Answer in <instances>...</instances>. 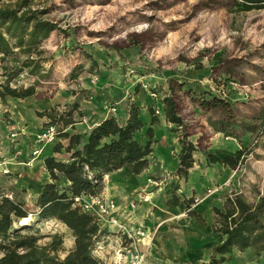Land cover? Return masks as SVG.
Masks as SVG:
<instances>
[{"label":"rangeland","instance_id":"1","mask_svg":"<svg viewBox=\"0 0 264 264\" xmlns=\"http://www.w3.org/2000/svg\"><path fill=\"white\" fill-rule=\"evenodd\" d=\"M244 7L242 0H0V10L33 15L56 26L35 51L26 52L25 39L22 49L0 56V87L34 88L27 100L37 111L33 118L45 107L67 109L89 89L104 86L143 100L151 92L160 102L172 95L179 105L184 127L170 129L194 143L202 163L189 170V179L180 180L177 195L193 198L191 211L199 218L190 217L185 205L167 211L160 203L162 192L154 198L148 191H137L141 197L133 202L136 209L123 212L121 219L135 230L134 219L144 206L143 221L136 224L145 227L149 248H140L141 264L208 262L211 248L219 242L213 232V209L222 210L226 199L235 195L255 204L264 192V9L243 11ZM19 69L22 73L8 84L9 75ZM204 100L214 101L215 107L203 108ZM14 106L9 97L0 98V134ZM56 127L60 130L61 124ZM238 151L235 169L207 165L203 159L207 154L223 159ZM21 174L0 168V187L3 177L18 180ZM203 181L208 185L194 188ZM18 196L30 215L14 227L30 228L20 233L35 235L39 246L57 234L67 247L71 232L54 221L36 223L35 199L24 190ZM110 199L124 208L122 200ZM166 212L170 220L163 219ZM108 231L113 236L99 246L96 256L103 264H128L117 262L122 236ZM7 243L0 242V247ZM232 255L224 264L262 262L251 248Z\"/></svg>","mask_w":264,"mask_h":264},{"label":"trees","instance_id":"2","mask_svg":"<svg viewBox=\"0 0 264 264\" xmlns=\"http://www.w3.org/2000/svg\"><path fill=\"white\" fill-rule=\"evenodd\" d=\"M243 11L264 9V0H242ZM5 28L4 31L1 29ZM56 26L46 21H39L33 15H17L15 11L0 10V56L1 58L13 55L14 49H22L26 42L27 53L35 51L40 41L46 39ZM27 31V34L24 33ZM32 62V61H31ZM24 67H29L25 66ZM22 73L21 69L8 77L9 82ZM3 92L0 98L24 99L34 95V88L12 89L9 85H1ZM173 89H170V93ZM214 101H202L203 108H213ZM222 106L226 104L217 101ZM164 115L167 123L176 128L183 129L184 123L180 117V108L172 95L162 99ZM58 113L49 111L41 113L50 121L48 124L58 126L57 137L66 138L68 146L65 152L70 153L67 162H60L54 158L44 160V168L50 177V183L42 188L35 199L36 223L54 221L65 226L73 237V248L65 257L63 238L54 234L50 241L37 245L38 238L33 234L22 235L21 231H29L28 227L15 228L14 225L29 217L25 209L24 200L17 192L11 191L13 200L0 201V242L2 256L0 264H103L96 256L97 249L104 245L113 236L106 228H100L94 218L83 213L74 206V198L82 194L94 196L104 177L118 170H124L132 175H139L148 168L147 157L151 153L150 141L141 144L136 139L143 124L138 118L139 107L130 102L127 109V119L119 123L115 118L102 121L87 134H72L63 132L65 126L71 125L72 112L76 105ZM151 123L157 119L152 109H149ZM178 130V129H175ZM150 129L146 135L150 138ZM223 132V129L217 130ZM180 153L179 166L175 175L183 180L188 179L189 170L193 167V154L197 147L187 141L185 134L179 136ZM240 158V152L234 156L218 159L213 155L206 156L207 165L219 164L223 167L235 169ZM179 203L173 195L168 206L175 207ZM186 211L190 217L199 218L191 211L193 198L184 200ZM213 232L218 236L219 242L211 248L208 262L204 264H224L232 261L234 250L243 252L253 249L257 256H262L264 264V192L258 197L255 204L248 203L241 196L235 195L226 199L223 209H213Z\"/></svg>","mask_w":264,"mask_h":264},{"label":"crops","instance_id":"3","mask_svg":"<svg viewBox=\"0 0 264 264\" xmlns=\"http://www.w3.org/2000/svg\"><path fill=\"white\" fill-rule=\"evenodd\" d=\"M103 88L99 90L95 88L89 89L88 92L84 93L82 98L74 99L75 101L73 102H75L76 108L71 114V120L74 123L72 127L71 125L65 126L63 132L69 135L87 134L102 121L109 118H115L119 123H124L127 119L128 104L133 102L139 107L138 118L143 124L142 129L136 133V135L138 134V142L145 144L150 141L151 153L147 157L149 165L146 170L139 175H132L124 170H118L112 174H108L99 184L96 194L122 200L125 213L132 212L136 209L133 202H136L137 198L141 197L140 194L137 196L135 195L137 191H148L154 198L164 194L161 196L160 203L167 211L179 210L182 205V207H184V199H181L177 195L179 191L177 189L181 178L175 175L179 166V138L174 134V131L170 129L172 124L167 123L165 120L162 102L151 96L143 100L140 99L139 95H130L127 91L117 94L118 91L113 88L108 89L107 86ZM29 98L30 97L24 99L10 98L12 103H15L16 106L12 107L14 110H10L11 116L9 120L8 118L6 119L4 124L5 130L3 134H0V168L10 169L14 172L15 170L22 171L23 174H21L18 180L15 178H8V176L3 177L4 185L0 187V192L12 193L11 191H14L18 193V191L24 190L29 197L36 199L41 193L44 185L51 182L49 174L44 168V160L50 157L60 162H67L70 158V153L65 152V148L68 146V140L66 138L58 136L54 141L39 145V147L33 142L39 129L41 130V128H46L50 125L48 124L50 120L45 116H40V114L52 110L61 113L70 108L67 107V109L63 108L61 110L54 106L45 107L41 112L36 114L37 118H33V115H35L37 111L29 108L27 101ZM111 104L113 106L112 108H115L114 113L108 108ZM155 107L160 108V114L155 116L157 119L156 123L150 125L151 115L149 114V109L154 111ZM148 129L151 130L150 138L146 135ZM8 134H10V136L13 135V137L9 138ZM144 138H146V140L143 142L142 139ZM37 148L40 149V153L38 156L32 157V151ZM207 155L215 156L214 154ZM207 155L203 158L205 162ZM193 160V166L197 163H202V161L199 160L197 150L193 154ZM191 170H193V167L190 171ZM165 177H168L166 181ZM149 181L152 182L154 186L148 184ZM162 182H164V184H162ZM206 182L208 183L207 180ZM207 185L208 184L203 181L199 182L198 187L195 186L194 188L202 189ZM154 188L158 190H154ZM128 194L132 195L129 197ZM173 195L178 199L179 203L177 206L171 208L168 206V203ZM142 208L143 209H141L136 216L138 219H134V222L138 224L139 219L142 220L144 218L145 208L144 206ZM165 214L167 216H163V219L170 220L171 217H168L169 214L167 212ZM129 216L130 214L127 217ZM136 223L134 228L137 229L138 226ZM57 224L60 228L63 227L62 224ZM142 227L145 230V227ZM64 228L66 227L64 226ZM66 241L67 247L63 244L64 252L61 254V258L65 257L68 251L73 248V237L69 233Z\"/></svg>","mask_w":264,"mask_h":264},{"label":"built area","instance_id":"4","mask_svg":"<svg viewBox=\"0 0 264 264\" xmlns=\"http://www.w3.org/2000/svg\"><path fill=\"white\" fill-rule=\"evenodd\" d=\"M97 79L94 78V81ZM152 98H157L156 92H151ZM112 113L115 112V108L109 109ZM154 114H160V108H154ZM13 137V135H11ZM57 137V127L49 125L46 128H42L41 131L35 136L34 143L36 145H43L54 141ZM40 153V149L37 148L32 151L31 156L36 157ZM7 174V171H3ZM105 178V177H104ZM104 180V179H103ZM12 193H1L0 201L2 199L13 200ZM74 206H77L83 213L91 215L97 225L100 228L112 229L116 233L122 236L121 245L118 249L117 262L127 261L128 264H141L144 259V253L140 248H149L147 243L146 231L139 225L137 229H133L128 226V222L121 219L124 212L123 209L118 206L113 199L106 198L102 195L91 196L82 194L74 198ZM133 208V207H132ZM125 213V212H124Z\"/></svg>","mask_w":264,"mask_h":264},{"label":"bare ground","instance_id":"5","mask_svg":"<svg viewBox=\"0 0 264 264\" xmlns=\"http://www.w3.org/2000/svg\"><path fill=\"white\" fill-rule=\"evenodd\" d=\"M26 221H28V218H26V219H22V220H21V223L24 224Z\"/></svg>","mask_w":264,"mask_h":264}]
</instances>
